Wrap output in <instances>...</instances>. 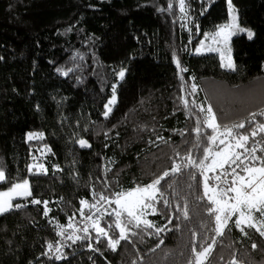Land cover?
<instances>
[{
    "label": "trees",
    "instance_id": "obj_1",
    "mask_svg": "<svg viewBox=\"0 0 264 264\" xmlns=\"http://www.w3.org/2000/svg\"><path fill=\"white\" fill-rule=\"evenodd\" d=\"M232 4L239 25L254 35L231 39L235 70H227L218 54L194 53L229 21L227 0H186L187 15L179 0H0V170L6 175L0 191L28 180L32 192L13 202L25 207L0 215V264H189L192 247L199 250L213 238L210 264L233 258L238 264H264V237L247 227L244 235L234 224L237 216L228 221L223 237L215 235L214 215L206 211L214 205L204 196L201 170L185 167L189 154L199 162L205 147L213 153L225 147L204 136L197 140L196 118L204 113L196 105L211 104L222 125L245 122L234 132L248 134L264 122V0ZM177 60L186 72L180 73ZM121 69L123 80L117 75ZM113 86L117 100L105 117ZM201 129L212 133L205 125ZM29 133L43 136L30 140ZM262 136L250 137L249 145ZM174 164L183 172L159 186L170 206L160 201L155 213L142 217L155 227L130 225L138 235L112 251L103 237L96 243L90 224L87 233L84 228L76 234L90 239L71 240L55 251L62 237L82 225L92 204L147 185ZM228 171L225 165L206 174ZM100 193L109 200H100ZM115 208L111 203L98 221L106 229L112 225L110 235L119 232ZM120 219L128 218L122 214ZM61 253L64 258L56 259Z\"/></svg>",
    "mask_w": 264,
    "mask_h": 264
},
{
    "label": "snow or ice",
    "instance_id": "obj_2",
    "mask_svg": "<svg viewBox=\"0 0 264 264\" xmlns=\"http://www.w3.org/2000/svg\"><path fill=\"white\" fill-rule=\"evenodd\" d=\"M229 14L231 16L230 23H226L219 26V31L215 33L212 37L213 41H216V37L223 36V43L227 45L229 38L235 34L236 31H244L239 28L237 23V15L235 14V8L232 4V0H227ZM173 7L172 3H169L168 8ZM179 9L182 13L187 15L188 8L186 6V0H179ZM164 11V9H161ZM248 38L252 39L254 33L251 31L247 32ZM201 47H203V42H201ZM218 50V49H210ZM200 49H197L199 52ZM177 68L180 70V73L186 72V68H182L179 60L176 61ZM222 67H226L231 70H235V64L230 60L229 62L222 64ZM67 73H65L66 75ZM117 75L121 80L124 79L125 70L121 69ZM179 75L181 80V88H184V77ZM197 89L196 84L191 85L192 92H195ZM113 96L112 99L108 101V104L105 105L106 111L104 113L105 117L109 115L112 111L111 105H114L116 102L115 95V86L112 88ZM185 107H188L189 101L186 97L181 96L179 98ZM194 103V102H193ZM200 113H204V116L201 118L197 115L196 126L194 132L197 134V140L199 141L201 136L215 145L217 140H219L220 145H225L224 148L219 149L213 153L211 147H205L203 149L204 155L203 158L197 162V160L192 159L191 154H189L186 159L188 164L185 167H195L200 169V174L204 177V196L207 197V200L214 205V207L207 206L206 211L208 214L214 215L215 218V228L214 233L217 237H223L225 232L224 230L228 227V221L232 219L233 216H237L234 221V224L244 235H248L245 231V227L255 230L261 237H264V136L261 140L253 141V144L249 145L250 137L255 138L257 135L264 134V122L256 123L255 126L251 129L248 134H243L240 132H234L235 129H244L245 122L229 124H220L218 122L217 116L211 104H208L206 107L204 104L196 105ZM252 116H255L256 113H252ZM261 116H264V110L260 112ZM251 123V121H249ZM201 125H205L208 129L212 130L211 134L205 135L202 132ZM222 129V130H221ZM34 136L41 137L42 133L35 134L29 133L28 138L31 140ZM221 137H224L221 139ZM231 138L235 143L228 142L226 140ZM159 139H163L160 137ZM81 146H88L87 142L84 140L80 141ZM259 145V147H257ZM236 149H241L242 151H236ZM260 152L261 155H257V152ZM247 154V155H245ZM209 156L214 158L211 160L210 164H205V161L209 160ZM244 157V159H241ZM247 161V162H245ZM225 165H236V167L231 168V172L222 173L216 175L214 180L217 182L214 185H209V177L206 174L209 171H216L217 168L223 169ZM241 171L246 175H241L236 171L237 167H241ZM43 167V166H41ZM183 172V167L180 164H174L170 170L163 172L162 175L156 177L151 183L140 186L137 185L132 190L126 192L115 193V200H109V197L105 196L103 193L98 194L100 200H109V203H115L120 211H115L116 221L115 228L119 229L118 234L110 235L108 229L112 225H108V229L100 227L98 223L94 222L93 226L97 233L96 243L100 242L101 237L106 240V246L112 250L116 251L118 246L121 244V241H126L130 239V235H138V233L132 232V227L139 228L143 224L146 228L155 227L151 221L147 219H142L146 214L145 210L151 209L152 213L156 212L155 205L162 201V203L167 207L170 206L167 199H163L164 193L160 190L161 182L166 178L175 177L178 173ZM189 175L194 179L191 173ZM221 175L231 176V182L227 179L222 180ZM6 181V175L3 170H0V182ZM168 187H174L172 183H169ZM190 187V185H189ZM32 195L29 181L24 180L22 182H14L10 185L7 191H0V215L8 213L14 209H20L26 205L21 203L13 204V200L17 198H27ZM158 197L160 198L158 200ZM202 200L204 197H198ZM147 201V202H146ZM231 201V203H230ZM33 204L42 203L40 200L33 199L31 201ZM45 205V215L48 214L47 210V201L43 202ZM82 205H87L86 200H81ZM91 208H95L96 205L92 204ZM177 209H181V205L176 206ZM126 214L127 220L121 222V215ZM111 215V213H109ZM182 215L183 218H188V208L187 203L182 206ZM91 219V216L88 217ZM171 223V219H169ZM132 227H129V226ZM71 226V225H69ZM158 232L163 231V229L157 228ZM84 231L87 233L88 229L85 228ZM63 235V233H61ZM68 239H73L72 236H69ZM87 240L90 239L89 236H76L75 240ZM217 244L215 238L211 239L210 242L206 241L204 245L193 246L191 249L192 259L189 261V264H205L208 262L210 264L209 258L213 254V249ZM48 250H53V244L49 243L47 245ZM91 248V243L89 244ZM257 245L252 244V248L255 249ZM99 251V249H94ZM55 251L60 253V249L56 248ZM47 255V253H45ZM63 254L56 256V259H62ZM228 264H238L237 260L233 258L228 262Z\"/></svg>",
    "mask_w": 264,
    "mask_h": 264
},
{
    "label": "rangeland",
    "instance_id": "obj_3",
    "mask_svg": "<svg viewBox=\"0 0 264 264\" xmlns=\"http://www.w3.org/2000/svg\"><path fill=\"white\" fill-rule=\"evenodd\" d=\"M235 14H236L237 17H238V14H237L236 9H235ZM230 21H231V16H230V14H229V21H228L227 23H230ZM237 23H238V25H239V19H237ZM225 24H226V23H225ZM239 28H240V29H243L244 31H236L235 34H233V35L229 38L227 45H225V44L223 43V36H222V35L216 37V41L214 42L213 39H212V37L215 35V33H214V34H212V35H210V36H206V37L202 40V42H203V47H201V43H200L199 46L195 49L194 53H195V54H199V55H200V54H206V53H216V54L219 55V58H220L222 64H225V63L229 62V60H230L232 63H234L233 56H232V54H231V52H230V49H229L231 39H232L234 36H237V35H247V32H248V31H251V30H249V29H246V28L241 27L240 25H239ZM218 31H219V29H218ZM251 32H252V31H251ZM247 36H248V35H247ZM197 49H200V51L197 52ZM210 49H218V50H210ZM223 68H224V69H227V70H231V69H228V68H226V67H223ZM111 99H112V98H111ZM111 99H110V100H111ZM116 100H117V99H116ZM112 106H113V105H111V107H112ZM105 111H106V108H105ZM104 113H105V112H104ZM109 114H110V113H109ZM146 202H147V201H146ZM230 203H231V201H230ZM115 206H116L115 211H120L119 207H118L116 204H115ZM150 210H151V209H147V210H145L146 214H150ZM115 211H114V212H115ZM97 223H98V222H97Z\"/></svg>",
    "mask_w": 264,
    "mask_h": 264
},
{
    "label": "built area",
    "instance_id": "obj_4",
    "mask_svg": "<svg viewBox=\"0 0 264 264\" xmlns=\"http://www.w3.org/2000/svg\"><path fill=\"white\" fill-rule=\"evenodd\" d=\"M245 155H247V154H245ZM241 159H244V157H241ZM245 162H247V161H245ZM233 167H236V165H231L230 171H228V172H231V168H233ZM242 167L243 166L237 167L236 171L239 172V170ZM208 177H209L208 182L211 185H214L215 183H217L214 180V177H210V176H208ZM221 179L222 180L227 179L229 181V183L231 182V176L221 175ZM110 206H111V203H109V201H102V202H99L98 204H96V207L92 208L90 210L89 214L86 217H84L82 225L76 229V232L74 234H69V235L62 237V239L59 241L57 248H59L60 250L65 248L69 241L75 239L76 234L79 231H82L85 227H87V225L93 224L94 222L97 223L103 217V215L107 212V210L110 209ZM89 216H91V219H88ZM69 236H72L73 239H68Z\"/></svg>",
    "mask_w": 264,
    "mask_h": 264
},
{
    "label": "crops",
    "instance_id": "obj_5",
    "mask_svg": "<svg viewBox=\"0 0 264 264\" xmlns=\"http://www.w3.org/2000/svg\"><path fill=\"white\" fill-rule=\"evenodd\" d=\"M0 183H1V182H0ZM17 199H19V198H17ZM17 199H14L13 202H14L15 200H17Z\"/></svg>",
    "mask_w": 264,
    "mask_h": 264
}]
</instances>
